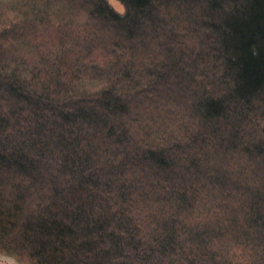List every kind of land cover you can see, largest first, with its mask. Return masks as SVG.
Segmentation results:
<instances>
[{"label": "trees", "instance_id": "obj_1", "mask_svg": "<svg viewBox=\"0 0 264 264\" xmlns=\"http://www.w3.org/2000/svg\"><path fill=\"white\" fill-rule=\"evenodd\" d=\"M7 2L0 242L39 264H264V0Z\"/></svg>", "mask_w": 264, "mask_h": 264}, {"label": "clouds", "instance_id": "obj_2", "mask_svg": "<svg viewBox=\"0 0 264 264\" xmlns=\"http://www.w3.org/2000/svg\"><path fill=\"white\" fill-rule=\"evenodd\" d=\"M107 4L121 17L128 12L124 0H106ZM0 264H39L31 248L21 250L10 249L6 242H0Z\"/></svg>", "mask_w": 264, "mask_h": 264}, {"label": "rangeland", "instance_id": "obj_3", "mask_svg": "<svg viewBox=\"0 0 264 264\" xmlns=\"http://www.w3.org/2000/svg\"><path fill=\"white\" fill-rule=\"evenodd\" d=\"M7 1L8 0H0V15H1V11H3V10H5V12H7V8H8V2ZM4 15H6V13H4Z\"/></svg>", "mask_w": 264, "mask_h": 264}]
</instances>
